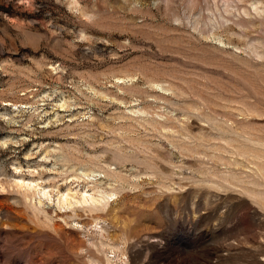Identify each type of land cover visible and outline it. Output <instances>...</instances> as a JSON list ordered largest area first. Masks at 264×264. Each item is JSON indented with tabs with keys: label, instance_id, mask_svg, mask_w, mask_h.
Here are the masks:
<instances>
[{
	"label": "rangeland",
	"instance_id": "374dc122",
	"mask_svg": "<svg viewBox=\"0 0 264 264\" xmlns=\"http://www.w3.org/2000/svg\"><path fill=\"white\" fill-rule=\"evenodd\" d=\"M0 264H264V0H0Z\"/></svg>",
	"mask_w": 264,
	"mask_h": 264
}]
</instances>
